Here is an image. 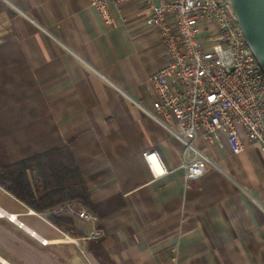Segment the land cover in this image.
Returning a JSON list of instances; mask_svg holds the SVG:
<instances>
[{
    "label": "crops",
    "instance_id": "obj_1",
    "mask_svg": "<svg viewBox=\"0 0 264 264\" xmlns=\"http://www.w3.org/2000/svg\"><path fill=\"white\" fill-rule=\"evenodd\" d=\"M165 63L138 5L106 25L89 0H0V264H264V159L198 137L215 166L185 184L184 145L148 114L147 79ZM61 146L97 224L50 215L63 204L36 210L2 186L9 165Z\"/></svg>",
    "mask_w": 264,
    "mask_h": 264
},
{
    "label": "built area",
    "instance_id": "obj_2",
    "mask_svg": "<svg viewBox=\"0 0 264 264\" xmlns=\"http://www.w3.org/2000/svg\"><path fill=\"white\" fill-rule=\"evenodd\" d=\"M89 2L106 25H112L125 7L138 5L165 47V65L147 79V88L155 96L148 114L184 145L185 184L200 179L209 165L215 166L195 147L198 137L212 147L224 142L233 156L254 147L264 159V71L230 0ZM142 156L150 168L152 158L160 165L154 152ZM161 173L166 171L161 168ZM50 215L99 222L96 214L77 201L55 207ZM6 218L16 221L14 215ZM74 234L64 232L63 239L75 243ZM101 234L93 230V237Z\"/></svg>",
    "mask_w": 264,
    "mask_h": 264
},
{
    "label": "trees",
    "instance_id": "obj_3",
    "mask_svg": "<svg viewBox=\"0 0 264 264\" xmlns=\"http://www.w3.org/2000/svg\"><path fill=\"white\" fill-rule=\"evenodd\" d=\"M2 186L18 200L36 210L77 201L92 210V202L67 146L58 147L17 165L7 167ZM26 170L35 172L38 182L29 181ZM101 262H109L102 247L94 250Z\"/></svg>",
    "mask_w": 264,
    "mask_h": 264
},
{
    "label": "water",
    "instance_id": "obj_4",
    "mask_svg": "<svg viewBox=\"0 0 264 264\" xmlns=\"http://www.w3.org/2000/svg\"><path fill=\"white\" fill-rule=\"evenodd\" d=\"M238 23L264 71V0H230Z\"/></svg>",
    "mask_w": 264,
    "mask_h": 264
}]
</instances>
